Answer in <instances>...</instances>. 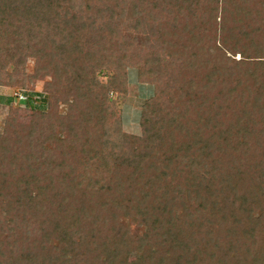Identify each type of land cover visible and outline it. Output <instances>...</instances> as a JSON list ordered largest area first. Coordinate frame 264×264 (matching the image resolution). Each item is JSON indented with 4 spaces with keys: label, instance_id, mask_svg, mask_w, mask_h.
I'll use <instances>...</instances> for the list:
<instances>
[{
    "label": "trees",
    "instance_id": "16d2710c",
    "mask_svg": "<svg viewBox=\"0 0 264 264\" xmlns=\"http://www.w3.org/2000/svg\"><path fill=\"white\" fill-rule=\"evenodd\" d=\"M46 77L15 91L26 147L0 133V264H264V0H0V84ZM131 80L152 87L140 136Z\"/></svg>",
    "mask_w": 264,
    "mask_h": 264
},
{
    "label": "rangeland",
    "instance_id": "374dc122",
    "mask_svg": "<svg viewBox=\"0 0 264 264\" xmlns=\"http://www.w3.org/2000/svg\"><path fill=\"white\" fill-rule=\"evenodd\" d=\"M118 30L120 31L121 36L132 40L135 42L136 46L138 43L147 45L152 44V41L148 40V37L142 35L141 32H135L133 28H131L130 24L127 22V15L123 17V20L118 21ZM141 31V30H140ZM140 44V45H141ZM116 49L115 52H117ZM121 54V53H120ZM120 54L116 55V59H113L114 64H108L106 67L103 66L102 72L99 74V80L101 82H105L107 80V76L115 75L121 70H124L122 67L127 68V74H133L132 68L139 67L137 63V56L135 58L133 53H129L126 59L120 60ZM240 57L237 55L235 57L238 60ZM211 67V65H208ZM12 66L7 67V71L10 72L12 70ZM36 69L35 61L33 58H26L25 65L23 66V78L25 75H31L33 71ZM126 71V69H125ZM124 72V71H123ZM20 74L15 76L14 79H18ZM128 77V76H127ZM130 78V77H129ZM131 79V78H130ZM129 79V81H130ZM136 79V78H135ZM138 80V79H137ZM135 80V81H137ZM50 81V77H46L42 80H33L32 83H29L28 80L25 79L23 86L18 85H2L0 84V133L7 134L11 136L13 139L10 142V149H14V146L19 147H26V139L27 134L33 130V120H34V112L33 108L31 109L25 104V97L18 102L13 98L15 91H32L36 93H45L44 87L45 84ZM134 80L127 84V95L125 99L119 104V109H122L123 112V123H122V132L128 135L140 136L141 129L139 127L138 119H139V111L141 105L143 104L144 100L151 96L152 94V87L149 85H141L139 82H135ZM47 96V95H45ZM110 98H115L117 101L118 97L115 94L110 93ZM32 107H36L39 105V99L35 97L33 102L31 103ZM67 107L65 104L59 103L55 105V112L59 117L65 115ZM33 135V133H32ZM78 136H81V133H77ZM34 137V136H33ZM32 137V138H33ZM16 138H20L21 142L15 144ZM21 146V147H20ZM129 230L131 235H138L142 233V229L137 226L135 223L130 222ZM129 262H136L137 257L136 253L132 251L129 255Z\"/></svg>",
    "mask_w": 264,
    "mask_h": 264
},
{
    "label": "built area",
    "instance_id": "2783aa9c",
    "mask_svg": "<svg viewBox=\"0 0 264 264\" xmlns=\"http://www.w3.org/2000/svg\"><path fill=\"white\" fill-rule=\"evenodd\" d=\"M14 99L17 100L18 102H21L22 99H24V95L22 93H18V92H14ZM26 100V97L24 99V101Z\"/></svg>",
    "mask_w": 264,
    "mask_h": 264
}]
</instances>
